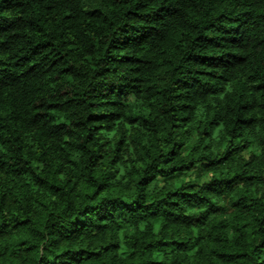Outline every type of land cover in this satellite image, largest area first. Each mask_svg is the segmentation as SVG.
I'll return each instance as SVG.
<instances>
[{"label": "trees", "instance_id": "1", "mask_svg": "<svg viewBox=\"0 0 264 264\" xmlns=\"http://www.w3.org/2000/svg\"><path fill=\"white\" fill-rule=\"evenodd\" d=\"M0 264H264V0H0Z\"/></svg>", "mask_w": 264, "mask_h": 264}]
</instances>
